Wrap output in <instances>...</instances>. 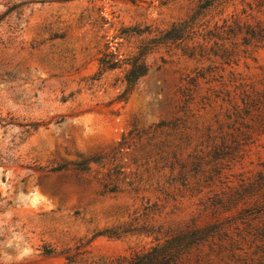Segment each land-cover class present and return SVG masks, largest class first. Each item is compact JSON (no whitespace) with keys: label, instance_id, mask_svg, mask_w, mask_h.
Wrapping results in <instances>:
<instances>
[{"label":"rangeland","instance_id":"obj_1","mask_svg":"<svg viewBox=\"0 0 264 264\" xmlns=\"http://www.w3.org/2000/svg\"><path fill=\"white\" fill-rule=\"evenodd\" d=\"M247 1L194 29L264 20ZM198 3L0 0V264H122L216 224L181 264H258L264 46L189 57L201 36L166 33Z\"/></svg>","mask_w":264,"mask_h":264},{"label":"trees","instance_id":"obj_2","mask_svg":"<svg viewBox=\"0 0 264 264\" xmlns=\"http://www.w3.org/2000/svg\"><path fill=\"white\" fill-rule=\"evenodd\" d=\"M214 2L219 0H199L197 9L191 15L189 20H184L177 24H173L171 29L166 33L168 38L183 42L186 39H193L194 35L201 36V41H198L193 46V51L188 53L189 57H207L218 56L226 62H231L236 55L239 46H242V51L248 48H257L264 46V20L255 22L242 21L237 18L225 19L223 23H217L208 29L202 27L201 32L197 33L194 29V20L201 10L207 8ZM249 9L255 5L258 11L264 8V0H248L246 2ZM201 25V24H200ZM211 43L210 45H208ZM103 64L107 68H113L116 63L105 59ZM136 69V66H135ZM136 71L141 72V68L137 67ZM264 196V193H263ZM264 201V198L262 199ZM264 210V202L261 205L250 207L248 215L253 213H261ZM216 225L202 229H188L181 231L173 237L167 239L162 244H157L145 252L132 254L128 259L122 261V264H181L182 257L190 251L192 247L205 241L210 234L217 228ZM254 236V239L264 240V223L261 227L249 226L247 231ZM262 255L256 258L258 264H264V242L261 244Z\"/></svg>","mask_w":264,"mask_h":264}]
</instances>
